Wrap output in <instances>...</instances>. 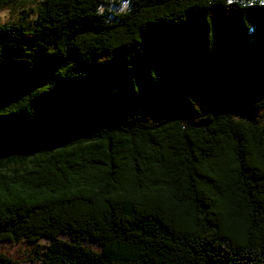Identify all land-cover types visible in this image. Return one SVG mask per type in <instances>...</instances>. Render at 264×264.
<instances>
[{
  "label": "trees",
  "instance_id": "obj_1",
  "mask_svg": "<svg viewBox=\"0 0 264 264\" xmlns=\"http://www.w3.org/2000/svg\"><path fill=\"white\" fill-rule=\"evenodd\" d=\"M0 8L23 12L0 22V242L48 239L40 264H264V0Z\"/></svg>",
  "mask_w": 264,
  "mask_h": 264
},
{
  "label": "rangeland",
  "instance_id": "obj_2",
  "mask_svg": "<svg viewBox=\"0 0 264 264\" xmlns=\"http://www.w3.org/2000/svg\"><path fill=\"white\" fill-rule=\"evenodd\" d=\"M121 7L116 8L122 10L127 7V3L122 1ZM31 3L29 6H33ZM26 10L27 7H24ZM29 10V9H28ZM23 14L22 11L10 10L0 8V22H7L10 20H16L19 15ZM34 17V15H32ZM62 238H67V235H61ZM49 243L48 239H39L34 242H26L21 240L20 242H11V240H5L0 242V253L5 254L15 261V264H40L42 258V252L45 246ZM84 245L93 250H99L100 245L94 240H84Z\"/></svg>",
  "mask_w": 264,
  "mask_h": 264
}]
</instances>
